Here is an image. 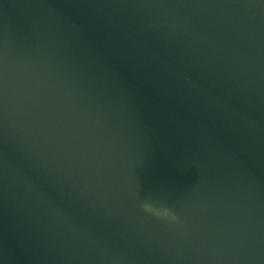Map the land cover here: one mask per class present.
I'll return each mask as SVG.
<instances>
[{"label": "water", "instance_id": "obj_1", "mask_svg": "<svg viewBox=\"0 0 264 264\" xmlns=\"http://www.w3.org/2000/svg\"><path fill=\"white\" fill-rule=\"evenodd\" d=\"M0 264H264V0H0Z\"/></svg>", "mask_w": 264, "mask_h": 264}]
</instances>
